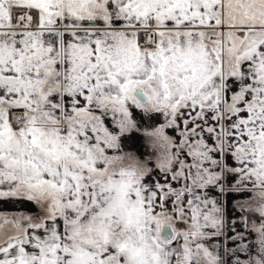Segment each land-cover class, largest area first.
Listing matches in <instances>:
<instances>
[{
    "label": "snow or ice",
    "instance_id": "6c2138e0",
    "mask_svg": "<svg viewBox=\"0 0 264 264\" xmlns=\"http://www.w3.org/2000/svg\"><path fill=\"white\" fill-rule=\"evenodd\" d=\"M0 264H264V0H0Z\"/></svg>",
    "mask_w": 264,
    "mask_h": 264
}]
</instances>
